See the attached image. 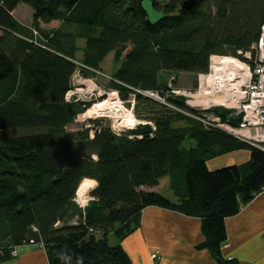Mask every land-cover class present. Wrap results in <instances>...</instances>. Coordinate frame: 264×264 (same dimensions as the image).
<instances>
[{
	"label": "trees",
	"instance_id": "16d2710c",
	"mask_svg": "<svg viewBox=\"0 0 264 264\" xmlns=\"http://www.w3.org/2000/svg\"><path fill=\"white\" fill-rule=\"evenodd\" d=\"M143 1L0 0V261L14 258V246L38 244L49 264H133L121 242L138 229L143 210L157 206L199 217L204 241L197 248H207L216 264L234 263L222 254L225 219L264 189V151L203 125L168 79L207 72L212 55L252 50L264 25V0H195L191 9L182 8L185 0H152L164 11L155 25ZM20 3L33 9L37 31L40 20L83 26L81 63L77 38L58 39L70 36L63 29L43 35L51 41L36 40L13 14ZM110 53L116 66L106 88L125 102L133 96L144 122L119 135L99 120L68 131L90 107L65 100L73 75L81 64L100 70ZM212 111L228 120L230 111ZM187 139L194 141L190 148ZM239 149L250 152L248 161L208 168V159ZM166 176L178 204L146 189ZM84 177L99 181L85 210L73 199Z\"/></svg>",
	"mask_w": 264,
	"mask_h": 264
},
{
	"label": "crops",
	"instance_id": "0c3cea01",
	"mask_svg": "<svg viewBox=\"0 0 264 264\" xmlns=\"http://www.w3.org/2000/svg\"><path fill=\"white\" fill-rule=\"evenodd\" d=\"M13 14L23 26L35 30L38 35L33 22V9L29 5L18 4ZM36 24L41 35H46L63 29L68 23L40 20ZM249 158L248 150H233L208 159L207 166L210 170H216L223 165L244 163ZM146 189L161 194L168 192L170 197H167L172 202H180L168 176L162 178L157 186ZM225 227L227 238L222 244V254L226 260H234L233 264H264V189L243 205L237 214L227 217ZM203 241L199 217L149 206L142 212L138 229L121 244L133 264H216L207 248H197ZM153 254H156L155 258ZM0 264H49V261L43 246L31 244L20 246L17 257L0 261Z\"/></svg>",
	"mask_w": 264,
	"mask_h": 264
},
{
	"label": "built area",
	"instance_id": "2783aa9c",
	"mask_svg": "<svg viewBox=\"0 0 264 264\" xmlns=\"http://www.w3.org/2000/svg\"><path fill=\"white\" fill-rule=\"evenodd\" d=\"M33 32L37 34L35 30ZM81 67L83 69L79 68L77 72H83L81 75L87 73V78L92 83V85L86 87L91 92L90 98H83L79 94L80 91L71 88L65 95L67 102L90 103L92 101L95 105L106 100H118L120 106L124 105L125 101L120 99L119 91L107 89L99 84L93 76L89 75V72L94 71L106 77L105 73L82 64ZM107 78L110 80L111 76L108 75ZM172 80L174 79L172 78ZM198 81L199 84L195 92L182 93V91L175 89H171V92L175 95H184L186 105L197 114H200L199 112L203 110L211 111L216 108L230 111L228 120L224 121H222L223 117L220 114L214 118L203 116L206 119L196 115L193 116L205 123L206 126L216 127L215 125H217L219 127L221 124L222 128L220 129L233 135L238 140L247 142L264 151V25L261 27L259 38L253 44L252 50L245 52L238 50L235 56L212 55L209 70L199 73ZM169 86L171 87V84ZM141 92L164 102V99L155 91L146 90ZM134 102L133 99L131 112L123 106L131 116H134ZM86 191L87 189L83 190L82 195ZM88 195L92 196L91 192ZM78 207L85 210L87 206L81 207L78 205ZM19 247H12L11 254L13 257L18 256ZM155 256L156 254L152 255L153 258Z\"/></svg>",
	"mask_w": 264,
	"mask_h": 264
},
{
	"label": "rangeland",
	"instance_id": "374dc122",
	"mask_svg": "<svg viewBox=\"0 0 264 264\" xmlns=\"http://www.w3.org/2000/svg\"><path fill=\"white\" fill-rule=\"evenodd\" d=\"M60 30L62 28H59ZM63 31L64 33L67 32V34H70V36L68 38H66V34L64 37L60 36L58 39L62 42L67 41V43H70L71 41H69V38L71 36H74L76 39V55H75V60L79 63H81V58L83 55V48L86 45V38H84V36H86V34L88 33L87 30L85 28H83V26L78 25V24H67L65 27H63ZM47 34V33H46ZM52 35V34H51ZM36 40L45 42V40L47 41H51L50 38H45L43 35H41L40 31H38V37H36ZM116 63L114 62V56L113 53H110L108 55V57L105 58V60L102 62L101 65V69L98 70L99 72L105 73L107 76L111 75L113 73V70L115 68ZM80 68V65H79ZM83 72H75V74L73 75L72 79H71V88L72 89H77L78 91H80L79 94H81V96L83 98H90V90L87 89V85H92L91 81L87 78L88 74L84 73V75H81ZM89 75L93 76L96 81L99 82V84L103 85L104 87H107L109 85V78H107V76H103L102 74H97V72H89ZM166 74H163V76H165ZM172 78L174 80H172ZM168 84H171V89H175V90H180L183 92H195L196 88L198 87L199 81H198V75L195 73H190V72H181L179 74H175L173 76H171L168 79ZM103 89V88H102ZM106 89V88H104ZM120 95V94H119ZM178 96H182L185 98L184 95H178ZM107 98V97H106ZM120 99L123 101V99L120 96ZM132 100H133V96H130L129 100L126 101L124 103L123 106H125L126 109H128L129 112H131V104H132ZM106 101L104 102H98L95 105H102L104 103H106ZM117 105L120 106V103L116 100ZM95 105H93V102H90V107L86 110L89 111L92 109V114H89L88 112L84 111L80 114H78L73 120L72 122L67 126V130L68 131H77V130H82L83 128H87V127H92V121H96L99 120L100 122H102L103 126H110L112 131L115 134H124L126 132H128L130 130V128H135L137 125H139L140 123H143L144 120L138 118L136 116V112L133 110V114L134 116H131L130 113L125 112L126 117L125 116H120V113H113V112H105V113H98L95 111ZM120 106V107H123ZM123 107V109H125ZM125 109V110H126ZM127 111V110H126ZM86 112V113H85ZM85 113V114H83ZM199 116L202 119H206V117L203 118V116H208L211 118H214L215 116L219 115L216 111H210V110H203L199 112ZM83 114V115H82ZM82 115V116H81ZM194 117V116H193ZM131 118L133 120L136 121H141L140 123H137V125H135V121L134 122H130ZM124 121V122H123ZM201 121V120H199ZM222 121H224V119L222 118ZM208 122V121H207ZM201 123H203L201 121ZM203 125L206 126L205 123H203ZM178 127H183L184 123H177ZM217 128H222L221 124L218 127L217 125H215ZM92 133V132H91ZM93 135V133H92ZM132 137V136H131ZM185 147L190 148L194 145V141L193 140H185L184 142ZM232 164H228V165H223V167H227V166H231ZM221 166V168H223ZM87 185H81L79 188L83 191L85 189H87ZM81 191V192H82ZM163 195L170 197V193L168 192H163ZM77 222V217L71 219L69 221V223H76ZM109 241L111 244H116L117 240L115 239V237L113 235L109 236Z\"/></svg>",
	"mask_w": 264,
	"mask_h": 264
},
{
	"label": "water",
	"instance_id": "95a60500",
	"mask_svg": "<svg viewBox=\"0 0 264 264\" xmlns=\"http://www.w3.org/2000/svg\"><path fill=\"white\" fill-rule=\"evenodd\" d=\"M195 4V0H185L182 3L183 9H191ZM142 9L147 14L148 21L151 25H155L164 18V11L156 9L152 0H144Z\"/></svg>",
	"mask_w": 264,
	"mask_h": 264
},
{
	"label": "clouds",
	"instance_id": "9594fccd",
	"mask_svg": "<svg viewBox=\"0 0 264 264\" xmlns=\"http://www.w3.org/2000/svg\"><path fill=\"white\" fill-rule=\"evenodd\" d=\"M92 159L94 161H98L97 156H93ZM82 185H87V191L82 195L80 188L78 187L75 194H74V202L80 205L81 207L88 206L89 202L94 200L95 198L88 195L89 192L94 191L96 188L99 187V181L94 178L84 177L81 181Z\"/></svg>",
	"mask_w": 264,
	"mask_h": 264
},
{
	"label": "bare ground",
	"instance_id": "6f19581e",
	"mask_svg": "<svg viewBox=\"0 0 264 264\" xmlns=\"http://www.w3.org/2000/svg\"><path fill=\"white\" fill-rule=\"evenodd\" d=\"M95 111L98 112V113H102V112L103 113H105V112H109V113L113 112V113H115L116 112V113H120L121 114L120 116H125V117L127 115V114H125V112H127V111L125 109H123V107L118 106L117 102L113 101V100L107 101L106 103H104L102 105H95ZM134 121H135V125H137V123H140V122H138L136 120H133L131 118L130 122H134Z\"/></svg>",
	"mask_w": 264,
	"mask_h": 264
}]
</instances>
